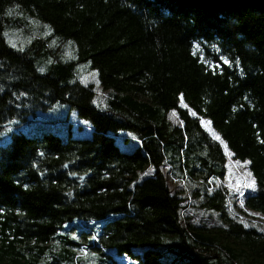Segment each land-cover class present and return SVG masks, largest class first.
Segmentation results:
<instances>
[{"label":"trees","instance_id":"obj_1","mask_svg":"<svg viewBox=\"0 0 264 264\" xmlns=\"http://www.w3.org/2000/svg\"><path fill=\"white\" fill-rule=\"evenodd\" d=\"M29 19L49 38L15 49L8 35L30 34ZM78 64L111 92L108 111L77 80ZM58 104L93 136L13 134L0 147V264H264V220L245 211L264 217V0H0V136ZM121 131L141 148L121 151ZM221 144L254 179L245 209L219 183ZM110 216L82 241L58 234Z\"/></svg>","mask_w":264,"mask_h":264},{"label":"rangeland","instance_id":"obj_2","mask_svg":"<svg viewBox=\"0 0 264 264\" xmlns=\"http://www.w3.org/2000/svg\"><path fill=\"white\" fill-rule=\"evenodd\" d=\"M16 9L11 11V14H14L16 17H20L21 15L18 12H13ZM31 30L30 34H26L23 31H13L9 33L8 39L12 46L18 50H24L27 46H29L33 40H45L49 38L51 33V27L48 25L44 26L36 20L29 19L26 21ZM48 27V28H47ZM58 41V40H57ZM50 46L56 48V43L53 40H50ZM61 45L66 46L64 48L65 59H71L73 57V61L77 60V47L72 41H63ZM75 50L73 49V46ZM74 50V56H73ZM41 65L38 64V69L41 73L45 74L48 68V65L45 63V60H40ZM77 80L81 83L92 84L96 96L94 98L95 107L102 112L108 111V98L111 97V92L104 91L100 85L98 80V73L90 68L87 64H78L77 66ZM170 120L174 124L181 125L177 116L175 114H170ZM200 124L203 129L207 132L211 138L220 142L219 138L212 130L211 125L207 121H201ZM16 123L13 122L10 128L0 136V147H5L12 138L13 134H18L27 138H35L40 139L46 134H52L57 137H60L63 140H66L70 137L75 139H91L93 136V129L89 122L81 119L76 110L71 109L69 106L58 104L54 106L51 110L47 112L39 111L37 112L32 119V123L25 124L21 127L16 128ZM115 142L119 149L124 152H133L141 148V141L139 136L135 132L131 131H121L113 134ZM221 143V142H220ZM221 147L224 151V155L226 158V165L223 167L222 172L224 173L225 182L224 184L229 185L230 187H248L250 190L255 191V183L253 177L251 176L250 171L248 170L247 164H241L240 162L234 161L231 157L230 153L225 151V146L221 144ZM152 171H148V174H151ZM175 182L170 181L171 189L173 191L181 190L177 188L178 186L173 185ZM229 186H226L230 189ZM231 188V189H233ZM196 219L200 222L206 220L203 213L197 211L195 213ZM209 217V216H208ZM212 221H214L215 227L212 229H216L220 226L219 218L217 215L210 216ZM116 219V216H110L107 219L96 223H80L77 221L68 223L64 225L63 230H68L74 228L76 231L66 233L63 230H60L58 234H64V236L75 237L74 240L82 241V236L79 233L87 231L91 234V237L98 235L102 228L108 223ZM209 227V226H208ZM211 228V227H209ZM90 237V238H91ZM111 254H115L114 251H111ZM166 261L165 259H163ZM132 262V261H131ZM133 263V262H132Z\"/></svg>","mask_w":264,"mask_h":264},{"label":"built area","instance_id":"obj_3","mask_svg":"<svg viewBox=\"0 0 264 264\" xmlns=\"http://www.w3.org/2000/svg\"><path fill=\"white\" fill-rule=\"evenodd\" d=\"M219 183L224 184L221 179H219ZM225 186H229V185H225ZM231 188H233V187H230V190H232L236 194L237 204L240 207L244 208V206H243L244 198L249 193L250 189L248 187H243V186L241 188H238V187H235L233 189H231ZM245 211H246L247 214L251 215V217H255L256 219L261 220V221L264 220V217L261 216V215H258L257 213H252V212L250 213V211H248L247 209H245ZM94 243L95 244L99 243L97 238H94ZM116 259L119 260V261H123V262L129 263V264H134L129 259H127L125 257L124 258L123 257H116Z\"/></svg>","mask_w":264,"mask_h":264},{"label":"snow or ice","instance_id":"obj_4","mask_svg":"<svg viewBox=\"0 0 264 264\" xmlns=\"http://www.w3.org/2000/svg\"><path fill=\"white\" fill-rule=\"evenodd\" d=\"M225 63L231 64V62H229V61H227V60H225ZM221 143H222V141H221ZM145 175H147V173H145ZM253 183H254V182H253ZM73 238H75V237H73Z\"/></svg>","mask_w":264,"mask_h":264},{"label":"crops","instance_id":"obj_5","mask_svg":"<svg viewBox=\"0 0 264 264\" xmlns=\"http://www.w3.org/2000/svg\"><path fill=\"white\" fill-rule=\"evenodd\" d=\"M201 211H202V210H201ZM201 211H200V212H201ZM202 212H203V211H202Z\"/></svg>","mask_w":264,"mask_h":264},{"label":"water","instance_id":"obj_6","mask_svg":"<svg viewBox=\"0 0 264 264\" xmlns=\"http://www.w3.org/2000/svg\"><path fill=\"white\" fill-rule=\"evenodd\" d=\"M85 177H83V179H84Z\"/></svg>","mask_w":264,"mask_h":264}]
</instances>
